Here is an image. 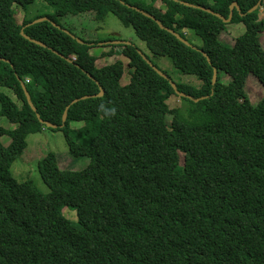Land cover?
I'll return each instance as SVG.
<instances>
[{"label":"trees","instance_id":"1","mask_svg":"<svg viewBox=\"0 0 264 264\" xmlns=\"http://www.w3.org/2000/svg\"><path fill=\"white\" fill-rule=\"evenodd\" d=\"M38 1L53 13L26 14L19 24L14 5L27 12ZM157 1L0 0V88L12 93L0 91V119L16 126L0 127V138H11L8 147L0 144V264H264V98L251 104L245 90L249 75L264 86V0H160V8ZM184 3L226 19L237 3L243 15L235 9L229 24L245 31L227 45L228 24ZM127 5L192 46L186 37L194 33L202 45L184 44ZM81 13L97 21L114 14L153 57L170 58L188 80L160 76L131 44L111 45L103 55L118 49L128 59V84L121 83L122 60L88 65L85 59L94 61L88 48L104 40L73 38L60 21ZM119 40L115 34L105 39ZM171 81L199 101L179 96L185 112L170 108L167 101L178 96ZM244 101L250 127L241 131L236 120ZM37 114L58 128H47ZM73 122L83 124L79 132ZM44 129L62 131L70 154L89 159L81 170L62 169L48 153L38 164L46 194L11 173L27 137ZM69 202L77 224L62 213Z\"/></svg>","mask_w":264,"mask_h":264},{"label":"rangeland","instance_id":"2","mask_svg":"<svg viewBox=\"0 0 264 264\" xmlns=\"http://www.w3.org/2000/svg\"><path fill=\"white\" fill-rule=\"evenodd\" d=\"M150 1V0H148ZM158 8L162 7L161 1L156 2ZM15 18L19 24L23 23L24 16L27 14L28 17H32L38 14H51L53 13V8L47 5L43 1H38L29 6L27 12H25L21 6L14 5ZM259 18L264 20V7L260 9ZM61 23L69 29L73 36L82 37L88 40H104L97 44H91L88 48V55L94 59V61H89L85 59L88 65L104 66L115 62L116 60H122L125 65L124 75L121 79L123 85L128 84L131 79V73L133 70L128 66V59L123 55H118L117 50L114 49V55L103 56L108 53L112 46L110 44H105V39L111 35H117L123 42L130 43L131 45L137 47L145 56H148L153 60L156 67L165 71L172 76L174 81L180 79L188 80L187 75L179 72L173 65L172 61L168 57H153V55L148 50L146 44L140 40L133 27H126L117 16L114 14H108L104 21H97L94 18L93 13H81L77 15H68L60 19ZM245 27L243 24H228L226 33H223V42L227 45H232L236 37L244 33ZM193 46H201L202 40L200 37L194 33H188L186 37ZM260 41L264 48V32L260 33ZM194 46V47H195ZM230 77L225 76L224 82H228ZM245 90L248 94L249 101L251 104H257L260 100L264 98V86L258 81V79L249 75L246 81ZM7 94H12L10 90L0 88ZM15 99V97H14ZM167 104L170 108H179L183 112L186 109V103L181 100L179 96H172ZM247 104L245 101L242 103V111L238 113L236 120V127L241 131H246L250 127L249 115L247 111ZM172 120L171 116L167 117V121L170 124ZM82 123L73 122L71 123V128L80 131ZM0 127L5 129H14L16 126L11 124L6 118L0 119ZM11 143V138L7 135H3L0 138V144L4 147H8ZM54 152L59 162V166L62 169L68 168L71 170H81L87 166L89 159L85 157L72 156L69 152V148L66 142L65 135L60 130H50L44 129L42 132L37 134H32L27 137V148L22 156H19L11 166V173L14 179L18 182H23L26 180H31L35 187L43 192L49 193L50 188L41 178L38 164L48 153ZM69 205L71 202L67 203L63 209L62 213L66 218H68L73 224H77L76 211L71 209Z\"/></svg>","mask_w":264,"mask_h":264},{"label":"water","instance_id":"3","mask_svg":"<svg viewBox=\"0 0 264 264\" xmlns=\"http://www.w3.org/2000/svg\"><path fill=\"white\" fill-rule=\"evenodd\" d=\"M175 1H178V0H175ZM122 4L125 5L124 2H122ZM184 4H186L187 6H190V7L196 8V9L203 10V11L208 12V13H210V14H213V15L217 16L218 18H220V19H221L224 23H226V24H229V23L232 21V18H233V14H234V10H235V9L241 14V9H240V7L238 6L237 3H233V4L230 6V14H229V17H228L227 19L224 18L222 15L217 14V13H215V12L209 10V9L201 8V7H198V6H195V5H191V4H187V3H184ZM260 5H261V1H259V3H258L256 6H254L251 10H249L248 13H252V12H254V11H255ZM127 6L130 7V8L135 9L137 12H140V13L143 14L144 16H146V17H148V18L154 20L162 30H166L167 32L171 33L172 35H174L178 40H180V41L183 42L184 44H186V45H188V46H191L192 48H195V47H193V46H192L187 40H185V39H183L181 36H179L176 32H174L173 30H171V29H169V28H166V27H165L160 21H158L153 15H150V14H148V13H146V12L140 10V9L137 8V7H132V6H129V5H127ZM241 15H243V14H241ZM44 21H48V18L44 17V18L37 19V20L33 21V22L31 23V25L36 24V23H40V22H44ZM53 25H54V26H57V24H55V23H53ZM57 27H58V26H57ZM65 32L68 33V34H70L68 31H65ZM21 33H22V36H23V37H25L26 39L30 40L31 42H34V43H36V44H38V45H40V46H42V47H46L45 44H43V43H41V42H39V41L33 40V39H31L30 37L26 36V35L24 34V31H23V30H22ZM71 36H72L73 38H75L73 35H71ZM77 41H78L79 43H81V44H84V42H83L82 40H80V39H78ZM105 44H110V45L126 44V45H130V43L123 42V41H110V42H105ZM55 53L57 54L56 51H55ZM139 53L143 56V54H142L141 51H139ZM202 53H203V51H202ZM203 55L206 56L205 53H203ZM206 57H207V56H206ZM143 58L146 60V62H147V63H148V64H149V65H150V66H151V67H152V68H153V69H154V70H155L160 76H162V77L168 79L167 75L164 74L162 71H160L158 68H156V67H155V66H154V65H153V64H152V63H151V62H150L145 56H143ZM67 60L70 61V62H73V60H70V59H67ZM207 60L210 62V59H209L208 57H207ZM7 62H9V61H7ZM90 77H91V76H90ZM216 82H217V70L214 69L212 84L215 85ZM170 83H171L172 87L174 88V90L176 91V94H177L178 96H180V97H185V98H189V99H191V100H193V101H195V102H198V101H199V99H193L192 97H190V96H188V95H186V94L180 93L179 91H177V87H176V85H175L172 81H171ZM22 88H23V90H24V93H25V96H26V99H27L28 104L30 105V107L32 108V110L36 112V109H35V107H34L32 101H31V97H30V95H29V92L27 91V88H26V86H25L24 83H22ZM103 95H104V90H103L102 88H100V93L98 94V97H101V96H103ZM90 97H91V96H85V97H83L82 99L84 100V99H87V98H90ZM78 101H79L78 99L74 100V101L71 103V105L77 103ZM71 105H70V106H71ZM70 106H67V108H66V110H65V112H64V114H63V123H62V125H61V128H63L64 125H65V122H66V120H67V112H68ZM37 117H38L40 123L44 124L47 128H51V129H57V128H58L57 125H54V124H51V123H48V122H44V121L40 118V116H39L38 114H37Z\"/></svg>","mask_w":264,"mask_h":264},{"label":"built area","instance_id":"4","mask_svg":"<svg viewBox=\"0 0 264 264\" xmlns=\"http://www.w3.org/2000/svg\"><path fill=\"white\" fill-rule=\"evenodd\" d=\"M28 82V81H27Z\"/></svg>","mask_w":264,"mask_h":264}]
</instances>
